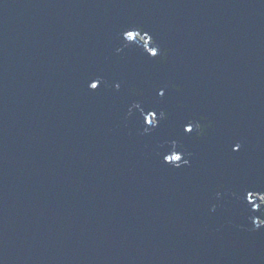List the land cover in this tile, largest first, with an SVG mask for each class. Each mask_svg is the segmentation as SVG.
<instances>
[{"label": "water", "instance_id": "obj_1", "mask_svg": "<svg viewBox=\"0 0 264 264\" xmlns=\"http://www.w3.org/2000/svg\"><path fill=\"white\" fill-rule=\"evenodd\" d=\"M253 191L264 0H0V264H264Z\"/></svg>", "mask_w": 264, "mask_h": 264}, {"label": "clouds", "instance_id": "obj_2", "mask_svg": "<svg viewBox=\"0 0 264 264\" xmlns=\"http://www.w3.org/2000/svg\"><path fill=\"white\" fill-rule=\"evenodd\" d=\"M140 32H145L144 31V28L142 26L137 25L135 27V30L127 31L123 35L126 37V39L128 41L135 40L136 39V36H137L139 39H142V41H145L146 42L148 40V39L145 40V38L148 37L147 36L148 35L147 32H145L144 36H141L139 34ZM138 34L141 37H139ZM169 51L170 50L167 49V48L163 50V53L160 56L159 62L163 63V62H166L167 61ZM153 55H155V53H153ZM89 79H92V78L89 77ZM95 87L96 86L93 85V88H95ZM172 87H175V88L180 89V85H178V84H173ZM157 91L159 92L160 95H163V92L161 91L160 86H157ZM133 92L136 95H140L141 94L138 89H133ZM136 106H138V104ZM179 106H183V105L181 104ZM148 115L151 116L152 119L150 121L146 120L145 123H151V124L155 125L157 123V120L155 118V113L154 112H149ZM161 116L168 118V116H169L168 111L167 110L161 111ZM199 121H207V122L205 123V122H199ZM193 124H194L195 128L198 129V131L196 132V138L197 139L206 136L207 135V131L206 130L209 129L210 127H212V123H211L210 120H208L207 117L200 116L199 117V120H197V116H196L195 113H193L192 121H190L187 125H185V129L184 130L186 132H191L192 129H193ZM239 148H240V145L239 144H236V145L233 146V151H237V150H239ZM176 155L178 156V154H176ZM176 155L174 156L175 158H176ZM189 155H191V153H189ZM177 159H178V157H177ZM165 162L170 163L171 160L170 159H165ZM188 163H189V161L187 160V161H185V164L184 165H187ZM180 166H182V165H180ZM180 166H177V167H180ZM257 194H259V195L262 194L261 195V198L264 199V192H256V191H253V192H249L248 193V195H247L248 201L250 202L252 200V197L255 196V195H257ZM253 202H257V201L253 200ZM257 210L260 212V218L259 219L252 218L251 223H252L254 229L264 228V206H261V207L258 206V207H256L254 209V211H257Z\"/></svg>", "mask_w": 264, "mask_h": 264}, {"label": "snow or ice", "instance_id": "obj_3", "mask_svg": "<svg viewBox=\"0 0 264 264\" xmlns=\"http://www.w3.org/2000/svg\"><path fill=\"white\" fill-rule=\"evenodd\" d=\"M174 90L179 91L180 89L173 87ZM161 116V113H160ZM162 117V116H161ZM163 119H167V117H162Z\"/></svg>", "mask_w": 264, "mask_h": 264}, {"label": "rangeland", "instance_id": "obj_4", "mask_svg": "<svg viewBox=\"0 0 264 264\" xmlns=\"http://www.w3.org/2000/svg\"><path fill=\"white\" fill-rule=\"evenodd\" d=\"M257 195L260 197V199L263 201V204H264V199L261 198V195H259V194H257ZM256 201H257V198H256Z\"/></svg>", "mask_w": 264, "mask_h": 264}, {"label": "bare ground", "instance_id": "obj_5", "mask_svg": "<svg viewBox=\"0 0 264 264\" xmlns=\"http://www.w3.org/2000/svg\"><path fill=\"white\" fill-rule=\"evenodd\" d=\"M145 40H147V39L145 38Z\"/></svg>", "mask_w": 264, "mask_h": 264}]
</instances>
